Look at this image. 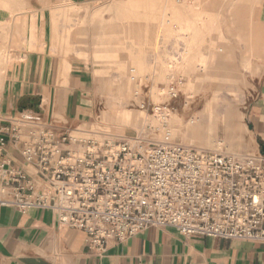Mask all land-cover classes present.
<instances>
[{
    "label": "built area",
    "instance_id": "built-area-1",
    "mask_svg": "<svg viewBox=\"0 0 264 264\" xmlns=\"http://www.w3.org/2000/svg\"><path fill=\"white\" fill-rule=\"evenodd\" d=\"M18 114L0 118V207L49 210L60 226L83 232L98 257L150 228L264 244L260 153L109 136L29 109Z\"/></svg>",
    "mask_w": 264,
    "mask_h": 264
},
{
    "label": "crops",
    "instance_id": "crops-1",
    "mask_svg": "<svg viewBox=\"0 0 264 264\" xmlns=\"http://www.w3.org/2000/svg\"><path fill=\"white\" fill-rule=\"evenodd\" d=\"M69 1L47 0L45 4ZM196 7L194 15L204 26L196 27L189 36L165 35L162 58L169 61L176 56L180 61L183 54L188 55L185 62L194 70L192 80H209L203 85L223 84L247 100L245 124L238 118L231 125L222 122L227 134L224 142L239 137L240 131L246 133L243 124L247 126L243 151L259 152L264 144V0H200ZM47 48L26 54L24 61L14 62L7 70L0 117L16 115L28 105L26 109L38 111L48 123L75 126L91 121L96 102L88 67L70 63L67 78L57 79ZM9 63L6 60L4 69ZM227 146L232 149L231 143ZM6 155L15 166L19 164V155L11 146ZM0 264H264V244L185 238L172 229L150 228L121 243H109L98 257L87 247L83 232L60 226L49 210L22 214L13 207H0Z\"/></svg>",
    "mask_w": 264,
    "mask_h": 264
},
{
    "label": "rangeland",
    "instance_id": "rangeland-1",
    "mask_svg": "<svg viewBox=\"0 0 264 264\" xmlns=\"http://www.w3.org/2000/svg\"><path fill=\"white\" fill-rule=\"evenodd\" d=\"M45 1L0 0V69L10 60L9 67L4 69L0 95L12 64L24 61L26 54L43 50L46 45L55 62L57 79L67 78L70 63L86 65L93 77L94 117L80 123L87 129L109 136L139 137L147 142L180 143L196 148L175 137L171 127L167 134V127L158 122L157 115L173 113L186 123L200 112L202 119L207 120V114L213 112L218 116L216 137L224 142L227 134L222 122L226 116L245 114L249 102L241 100L227 86L203 85L209 80H192L190 74L194 70L185 62L188 55L183 54L180 61L176 56L169 61L162 58L165 35H193L196 27L203 24L193 12L200 0H70L57 4L58 7ZM206 1L226 3L228 0ZM181 41L184 44L185 40ZM98 58L95 66L94 59ZM109 62L114 65L108 66ZM104 88L108 96H118L113 101L116 110L142 112L144 120L135 126L121 121L114 113L102 120L101 113L108 109V96L100 94ZM242 118L240 122L245 124ZM173 128L178 129V125L174 124ZM239 133V137L227 140L224 145L231 143L236 155L258 156L260 152L243 151L246 133ZM203 150L212 151L208 146ZM223 152H228L225 147Z\"/></svg>",
    "mask_w": 264,
    "mask_h": 264
},
{
    "label": "bare ground",
    "instance_id": "bare-ground-1",
    "mask_svg": "<svg viewBox=\"0 0 264 264\" xmlns=\"http://www.w3.org/2000/svg\"><path fill=\"white\" fill-rule=\"evenodd\" d=\"M107 56H108V54H107ZM107 59L109 61H112V59H110L109 57H107ZM98 62H99V58L96 59L95 64L97 65ZM99 65H101V64H99ZM107 65L112 67L114 64L112 62H109V63H107ZM4 74H5V70L2 67V69H0V87H1V84H2V79L4 77ZM103 85H104V87H106L105 82H104ZM100 94L101 95L105 94L106 96H108L106 91H105V88L100 91ZM115 97H118V96H112V97L108 96V97H106V104L108 106V109L105 112L101 113V119L102 120H107V117L109 115L111 116L110 113H114V115L118 116V118H120L121 121L126 122V123L131 124V125H135V126L138 123H140L141 121L144 120V115H143L142 112L133 111V110L132 111L131 110L125 111L123 109L122 110H116L114 102H113V101L116 100ZM157 111H158V109H157ZM169 111H171V110H169ZM200 113L198 115H194V116L190 117L189 120H187L186 123L182 122V119L180 117H178L177 115L174 116L173 113H171L169 115L167 114L165 116H162V115L158 114L157 115V117H158L157 119H158V122L161 121L167 127L166 131H165L167 134L170 133L169 127H171V129L174 132L173 135L175 137H178V136L181 137L182 139L186 140L189 144H194L196 146V148H198V149H204V146H208V147L211 148L212 151L223 152V148L225 147V149L228 151L227 153L234 154L232 152L231 146H225L224 142L218 140L217 137H216L215 122H217L216 120H217L218 116L215 115L213 112H209L207 114V120H204V119H202V115ZM226 117H227L226 118L227 123H229L231 125V123H234V121L237 118L241 120L242 117H243V114L242 113H239V114L232 113V114H228ZM174 124L178 125V129H174L173 128ZM156 125H157V123H156ZM242 126L245 129V126L243 124H242ZM230 135H232L231 131H230ZM230 137H232V136H230ZM230 139H232V138H230Z\"/></svg>",
    "mask_w": 264,
    "mask_h": 264
},
{
    "label": "water",
    "instance_id": "water-1",
    "mask_svg": "<svg viewBox=\"0 0 264 264\" xmlns=\"http://www.w3.org/2000/svg\"><path fill=\"white\" fill-rule=\"evenodd\" d=\"M30 101L33 102V101H36V100H35V99H30ZM36 104H37V101H36ZM22 105L24 106V104H22ZM22 110H23V109H22ZM34 112H35V113H38V111H35V110H34ZM259 152H260L261 155H264V144H261V145H260V150H259Z\"/></svg>",
    "mask_w": 264,
    "mask_h": 264
}]
</instances>
